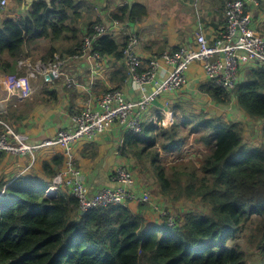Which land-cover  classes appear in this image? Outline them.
<instances>
[{"label":"trees","instance_id":"1","mask_svg":"<svg viewBox=\"0 0 264 264\" xmlns=\"http://www.w3.org/2000/svg\"><path fill=\"white\" fill-rule=\"evenodd\" d=\"M83 12L78 0H37L27 13L2 20L0 72L17 74L19 62L32 58L30 48L42 41L50 43L43 63L57 54L79 53L86 36ZM146 15L142 5H124L111 20L125 25L142 22ZM97 23H85L87 34ZM125 44L103 36L95 50L120 60ZM251 66L243 68L245 77L231 93L211 82L200 89L216 106L228 107L235 99L248 118L261 124L259 144L245 142L241 122L185 106L173 127L144 125L140 134L125 137L123 154L136 159L138 170L152 171L160 196L174 203L198 200L205 210L187 211L172 227L166 218L150 223L142 214L148 204L137 211L110 207L83 214L68 189L47 194L62 157L55 160L56 168L43 164V180L22 175L10 185L0 183V264H264V66ZM43 97L57 98L48 92ZM192 120L194 133L203 131L195 141L204 152L200 166L167 167L161 153H183L188 138L179 122Z\"/></svg>","mask_w":264,"mask_h":264},{"label":"crops","instance_id":"2","mask_svg":"<svg viewBox=\"0 0 264 264\" xmlns=\"http://www.w3.org/2000/svg\"><path fill=\"white\" fill-rule=\"evenodd\" d=\"M35 1L37 0H14L0 14L7 13L12 7H17V14H25ZM78 1L84 6L82 18L86 19L87 23L99 21L108 26L113 25L111 15L124 5L130 7L134 5L144 6L147 9V15L143 21L126 23V28H114L112 38L119 45H123L132 35L137 36L139 39L138 54L147 65L149 60L155 56H161L164 52H176L182 47L194 45L199 32H203L209 41L213 42L225 28L224 8L228 0ZM245 2L253 16V29L264 34V0H245ZM9 16L13 17L14 15ZM86 22L81 24L83 35L87 34ZM56 48L58 49L60 46ZM57 55L61 56L60 54ZM66 56L64 55V57ZM102 57V67L97 69L95 63L86 58L69 60L64 69L66 74L57 75L51 80H46L43 76L31 77L26 70L19 67V64L17 74L8 75L0 72V102L2 104L0 111L2 118L7 120L16 131L28 136L30 142L37 143L55 137L58 131L62 129L71 128L72 116L83 110L89 102H95L110 88L121 89L129 100L136 99L137 91L132 89L131 84L127 82L128 67L125 59L117 60L114 55ZM251 65L254 64L241 67L240 81L245 77L243 68L252 67ZM167 70V65L160 61L158 80L161 81L166 77ZM70 78L75 83L71 87L69 86ZM22 79H25L31 90L29 96H23L25 85L21 84ZM207 83L203 65L194 63L188 72V85L177 91H166L158 97L144 115V125H152L151 120L155 115L164 118V114L168 111L173 112L174 126L180 115L182 117L181 107L185 106L196 111H204L209 117L212 115L222 116L228 122L239 121L245 125H253L254 128L258 125L257 130L260 134L261 124L248 118L245 112L239 109L235 99L228 107L219 106L223 111L217 109L211 98L201 92V86ZM153 87L154 85L152 90ZM45 92L54 93L57 97L56 100L47 101L43 97ZM211 113L212 115H210ZM127 133L129 132L123 127L115 125L109 132L89 142H81L77 146L76 163L83 172L90 196L107 187H120V183L115 182L113 177L118 168L125 167L130 171L132 170L136 159L132 155L123 154V145ZM62 157L63 163L61 167L56 169L57 172L64 166V151L61 147L38 151L36 162L33 165H31L30 156L4 155L0 161V183L10 185L22 175L43 180L45 178L43 164L48 163L56 168L55 160ZM132 174L136 185L131 189L136 194L150 192L153 195L151 191L153 188L151 187L150 190L138 174L135 172ZM152 199V205L148 204V210L141 213L149 219L150 223L158 224L161 223L162 218L154 206L158 205L161 209L162 206L161 203L157 202L154 195ZM138 206L140 205L129 204V208L134 211L139 210Z\"/></svg>","mask_w":264,"mask_h":264},{"label":"built area","instance_id":"3","mask_svg":"<svg viewBox=\"0 0 264 264\" xmlns=\"http://www.w3.org/2000/svg\"><path fill=\"white\" fill-rule=\"evenodd\" d=\"M12 1L14 0H0V13L4 12ZM224 11L225 28L213 42H210L203 32H199L194 45L182 47L176 52H164L161 56L149 60L147 65L138 54L139 39L132 35L121 47V52L128 67L127 82L137 91V98L129 100L121 89L110 88L95 102H89L83 110L72 116L71 128L58 131L53 138L37 143L30 142L28 136L16 131L2 118L0 111V161L4 155L30 156L33 165L38 151L61 147L64 151V166L53 178V186L48 189V195H58L61 188L68 189L79 201L83 214L96 209L125 208L129 207V204L152 205L153 195L150 192L136 194L131 189L136 185V181L132 172L125 167L118 168L113 176L115 182L120 183V187H107L90 196L83 172L76 163L77 146L81 142H89L109 132L115 125L123 127L128 132L140 134L145 123L144 115L149 107L166 91H177L186 87L188 72L194 63L203 65L208 82L230 93L240 84L243 65L264 66V34L253 29V16L245 0H228ZM116 27L126 28V24L122 25L118 21H113L111 26L97 23L84 37L83 48L76 55L66 57L56 55V59L48 64L39 62L33 65L24 60L19 62V67L26 70L31 77L44 78L49 75L54 77L65 75L64 69L69 60L86 58L95 63L96 69L102 67L103 57L95 50V44L103 36L112 37ZM160 61H163L168 69L166 77L161 81L158 80ZM69 81L70 87L75 84L73 79L70 78ZM30 92L28 85H25L23 96H29ZM164 115V118L155 115L151 120L152 125L159 129L173 126V112L167 111ZM175 153L166 154L172 158L176 156ZM169 163L173 164L172 161ZM3 194L1 192L0 196ZM154 208L162 218L167 219L168 226L176 224L177 217L165 212L158 205Z\"/></svg>","mask_w":264,"mask_h":264},{"label":"rangeland","instance_id":"4","mask_svg":"<svg viewBox=\"0 0 264 264\" xmlns=\"http://www.w3.org/2000/svg\"><path fill=\"white\" fill-rule=\"evenodd\" d=\"M17 7H12L7 13L0 14V22L8 17L9 15H14V18H18L20 14L16 13ZM86 22V19H83L81 23L83 24ZM87 23V22H86ZM50 49V43L48 41H42L40 43L35 44L30 48V52L32 53L33 57L30 59H24L31 64L35 65L39 61H42V58L46 55L48 50ZM21 60V61H24ZM201 106V105H200ZM202 107V106H201ZM217 109H220L219 106H216ZM200 111V110H199ZM220 111H223L220 109ZM212 115V113L210 114ZM181 115L180 118H178V121H181ZM180 124V131L182 134H184L188 138V145H186L183 148V156L180 154H176L175 157L169 156L166 153H161L162 157V163L166 164L167 167L174 165V164H181L186 163L190 164L193 163L200 166V160L203 158L204 152H202L200 147L196 145L195 141L196 139H199L201 135L203 134V131H199L194 133L193 129L195 128V121L192 120L189 122L188 125H185L181 122ZM245 128V142L247 144H259L262 141V136L258 133V125L253 127V125L249 124H243ZM257 130V131H256ZM169 161H172L173 164L170 165ZM134 166L132 167L133 172L138 174V176L142 179L143 182H146L145 184L148 185V188L151 190V187L153 188L152 193L155 196V199L157 198V202L161 203L162 209L165 212H169L174 217H183L187 211H203L206 208L203 207L200 201L198 200H182L178 203H174L172 201L167 200L164 197H160L159 187H158V181L155 175L152 173L151 170H149L148 165H145V167L148 168L146 171L144 167L141 166L140 170H138L137 163L134 162ZM143 171V172H141ZM132 172V173H133ZM162 218V217H161Z\"/></svg>","mask_w":264,"mask_h":264},{"label":"water","instance_id":"5","mask_svg":"<svg viewBox=\"0 0 264 264\" xmlns=\"http://www.w3.org/2000/svg\"><path fill=\"white\" fill-rule=\"evenodd\" d=\"M222 58L224 59V54H222ZM50 78H54V76L53 75H49V76L46 77V80H50Z\"/></svg>","mask_w":264,"mask_h":264},{"label":"bare ground","instance_id":"6","mask_svg":"<svg viewBox=\"0 0 264 264\" xmlns=\"http://www.w3.org/2000/svg\"><path fill=\"white\" fill-rule=\"evenodd\" d=\"M20 82L22 85H27V82L25 81V79H22Z\"/></svg>","mask_w":264,"mask_h":264}]
</instances>
